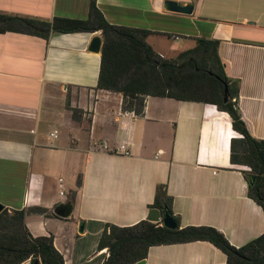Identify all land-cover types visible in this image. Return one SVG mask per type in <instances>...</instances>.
Listing matches in <instances>:
<instances>
[{
    "label": "crops",
    "instance_id": "0c3cea01",
    "mask_svg": "<svg viewBox=\"0 0 264 264\" xmlns=\"http://www.w3.org/2000/svg\"><path fill=\"white\" fill-rule=\"evenodd\" d=\"M168 1L192 5L193 13L169 11ZM90 7L91 0H0V15L87 20ZM97 7L112 25L153 32L147 42L165 59L200 39L220 41L226 72L239 82L240 113L264 140V0H97ZM96 36L104 42L102 31L49 39L0 33L4 211H25L30 232L53 235L66 264H103L107 249L99 251V244L108 224L164 226L166 214L152 207L160 185L182 228L214 227L237 248L264 235V210L249 196L243 169L231 162L236 132L229 114L213 104L152 96L142 116L123 110L122 94L98 88L102 51L90 50ZM162 37L172 42L168 53L157 47ZM121 146L131 155L117 152ZM69 202L72 215L59 216L56 208ZM145 260L226 264L228 256L195 241L153 246Z\"/></svg>",
    "mask_w": 264,
    "mask_h": 264
},
{
    "label": "trees",
    "instance_id": "16d2710c",
    "mask_svg": "<svg viewBox=\"0 0 264 264\" xmlns=\"http://www.w3.org/2000/svg\"><path fill=\"white\" fill-rule=\"evenodd\" d=\"M16 31L49 39L52 33L102 31L104 44L98 88L123 95V110L142 116L146 98L163 97L179 101L216 105L229 114L235 132L231 146L234 166L243 170L249 185V196L264 210V140L256 139L244 121L239 107V82L232 80L220 57V41L200 39L195 48L176 59H165L147 42L153 33L145 29L110 24L91 0L87 20L57 18L42 23L19 17L0 15V33ZM228 87V97L226 96ZM78 118V112H74ZM242 148V149H241ZM241 149V150H239ZM163 214L172 215L177 229H169L148 220L128 227L108 224L101 237L99 251L110 256L103 264H134L148 257L151 247L208 241L227 256L226 264H264V235L237 248L218 229L211 226L181 227L172 210V198L166 187L157 188L155 204ZM26 212L5 210L0 214V264H66L51 236L35 237L25 222Z\"/></svg>",
    "mask_w": 264,
    "mask_h": 264
},
{
    "label": "water",
    "instance_id": "95a60500",
    "mask_svg": "<svg viewBox=\"0 0 264 264\" xmlns=\"http://www.w3.org/2000/svg\"><path fill=\"white\" fill-rule=\"evenodd\" d=\"M166 8L169 11L176 12V13H182V14H192L193 13V6L192 5H186L182 6L176 2L173 1H168L166 4ZM103 39L100 36H96L90 46V50L96 53H99L102 51L103 48ZM228 92L229 89L226 87V96L228 97ZM4 211V206L0 203V214ZM55 212L63 217V218H68L72 215L73 213V205L69 202L67 204H62L58 206L55 210ZM164 226L169 228V229H177L178 224L176 219L170 215L169 213H166L165 218H164ZM85 230V225L82 224L80 226V233H83ZM134 264H146V260H141L139 262H136Z\"/></svg>",
    "mask_w": 264,
    "mask_h": 264
},
{
    "label": "rangeland",
    "instance_id": "374dc122",
    "mask_svg": "<svg viewBox=\"0 0 264 264\" xmlns=\"http://www.w3.org/2000/svg\"><path fill=\"white\" fill-rule=\"evenodd\" d=\"M159 43H160V45H158L157 47L159 48V50L161 49V50H163L164 49V53H168V50L170 51V49H171V46H172V42H168V40L167 39H165V38H159ZM176 59V58H175ZM233 136L235 137V138H238L239 137V135H238V133L236 132V133H234L233 134ZM242 149V148H241ZM241 149H239V150H241ZM241 169H243V170H245V171H247V172H251V169L249 168V167H247V166H239ZM109 252V251H108ZM107 255H105V257H106ZM97 262H98V260H97ZM97 262H95V264L97 263ZM24 264H30V261L29 262H25Z\"/></svg>",
    "mask_w": 264,
    "mask_h": 264
},
{
    "label": "built area",
    "instance_id": "2783aa9c",
    "mask_svg": "<svg viewBox=\"0 0 264 264\" xmlns=\"http://www.w3.org/2000/svg\"><path fill=\"white\" fill-rule=\"evenodd\" d=\"M55 135H56V134H54V136H55ZM239 136H240V135H239ZM102 147H103L104 149H108V146H107L106 144H103ZM117 152H121V153L126 154V155H131V151H130V150L128 149V147H126V146H121V148L117 149ZM62 194H63V192H62ZM106 255H107V257L110 256L108 250H107Z\"/></svg>",
    "mask_w": 264,
    "mask_h": 264
}]
</instances>
